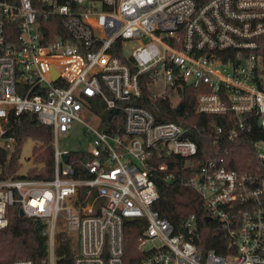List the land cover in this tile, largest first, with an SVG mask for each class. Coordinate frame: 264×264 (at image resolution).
<instances>
[{"label":"built area","instance_id":"built-area-1","mask_svg":"<svg viewBox=\"0 0 264 264\" xmlns=\"http://www.w3.org/2000/svg\"><path fill=\"white\" fill-rule=\"evenodd\" d=\"M142 81L173 107L188 86L197 113L230 114L217 138L264 130V0H0V147L17 151L25 113L51 128L53 147L51 178L0 179V231L17 205L45 223L46 264L61 215L78 240L73 264H264V140L248 170L200 161L189 127L138 103ZM75 121L89 148L61 150ZM172 156L219 223L225 254L195 243V213L177 231L153 209L156 179L178 181ZM129 228L138 234L127 249Z\"/></svg>","mask_w":264,"mask_h":264},{"label":"trees","instance_id":"trees-1","mask_svg":"<svg viewBox=\"0 0 264 264\" xmlns=\"http://www.w3.org/2000/svg\"><path fill=\"white\" fill-rule=\"evenodd\" d=\"M142 95L138 100L141 106L149 109L158 121H174L189 127L187 135L198 146V160L213 159L219 166L229 169L248 170L254 167V143L264 140V130L254 127L233 140L217 138L215 127L226 124L230 114H204L195 111V90L185 86L182 91L180 109L173 107L169 99H155L150 96L145 81L141 84ZM114 110H107L105 118ZM117 114V113H116ZM105 123V122H104ZM196 125V127H191ZM19 147L16 152L8 153L0 147V179L35 178L48 179L53 175V147L51 145L52 130L39 122L32 113H25L19 118L16 128ZM38 142L33 148V160L38 165L31 168L24 176L18 175L20 168L21 147L26 139ZM74 155V154H73ZM76 155V154H75ZM80 157H83L80 156ZM162 161V160H160ZM169 170L174 172L178 181L169 183L163 177L156 179L159 197L153 205L160 216L167 218L175 230L182 228L184 219L195 213L198 221V232L195 243L203 250L213 249L218 254H225V239L220 232V225L215 220L206 221V211L197 192L180 183L190 173L189 168L183 170V159L172 156L167 160ZM45 223L36 218L21 216L18 206L9 208L8 225L0 231V264H11L15 259L30 258L37 264H46L48 257V237L43 233ZM137 231H127V249L136 245ZM77 248L72 246L66 233L58 232L55 242V264H73Z\"/></svg>","mask_w":264,"mask_h":264},{"label":"rangeland","instance_id":"rangeland-1","mask_svg":"<svg viewBox=\"0 0 264 264\" xmlns=\"http://www.w3.org/2000/svg\"><path fill=\"white\" fill-rule=\"evenodd\" d=\"M162 89H163L162 81L155 83L154 85L155 91L159 92ZM83 129H84V124L78 121L73 122L72 127L68 130V132L59 136L58 147L61 150H71V151L89 148V142L83 136ZM35 145H38V142L33 140L32 138L26 139L25 142L23 143L20 152L19 163L21 166L18 170L17 173L18 175L24 176L28 173V171L31 168L38 166L33 160V148ZM255 147L259 154L264 155V145L262 142L256 143ZM57 231L66 233V235H68L71 239L72 246L74 248L78 247L77 238L73 233L69 232L65 227V221L63 215H61L58 219Z\"/></svg>","mask_w":264,"mask_h":264},{"label":"water","instance_id":"water-1","mask_svg":"<svg viewBox=\"0 0 264 264\" xmlns=\"http://www.w3.org/2000/svg\"><path fill=\"white\" fill-rule=\"evenodd\" d=\"M52 75H53V77H56V76H57V74L54 73V72H53ZM177 109H180V104L177 106ZM64 159L67 160V156H64ZM174 181H175V180H172L171 183H174ZM19 214H20L21 216H23V212H22V210H19ZM210 219H211V217H206V221H209Z\"/></svg>","mask_w":264,"mask_h":264}]
</instances>
